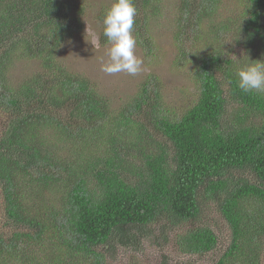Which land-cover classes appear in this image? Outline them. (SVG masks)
<instances>
[{
  "label": "trees",
  "instance_id": "obj_1",
  "mask_svg": "<svg viewBox=\"0 0 264 264\" xmlns=\"http://www.w3.org/2000/svg\"><path fill=\"white\" fill-rule=\"evenodd\" d=\"M221 1L179 0V23L197 33ZM158 2L133 0L139 43H153ZM242 2L235 21L210 29L232 31L251 63L264 62V0ZM78 15L72 0H0V264H108L158 223L165 246V228L190 223L175 234L177 250L207 254L219 235L195 224L211 204L230 229L215 264H263L264 92L244 93L241 68L207 50L196 61L197 97L184 111L165 109L157 76L114 110L58 58L81 29ZM20 57L39 68L14 79L10 69Z\"/></svg>",
  "mask_w": 264,
  "mask_h": 264
},
{
  "label": "rangeland",
  "instance_id": "obj_2",
  "mask_svg": "<svg viewBox=\"0 0 264 264\" xmlns=\"http://www.w3.org/2000/svg\"><path fill=\"white\" fill-rule=\"evenodd\" d=\"M72 1L79 12L81 29L64 41L59 49L58 58L69 71L90 80L97 91L108 99L114 110L127 105L146 80L148 81L151 76H157L161 102L164 103L165 109L178 113L184 111L197 97L196 61L198 62L207 50L208 53L219 51L224 56L232 58L241 69L251 63L241 37H235L232 31L220 34L210 29L213 23L217 25L224 19L235 21L244 9L242 0H222L216 18L208 21L206 16L197 33H193L184 22L179 23V0H160L159 14L157 13L150 23L149 35L153 38V43L149 45L142 41L139 43L134 36L137 41L134 54L142 60L141 70L136 75L123 72L109 75L101 71V66L109 62L108 51L111 45L109 42L102 44L101 40L103 19L113 0ZM183 46L186 55L180 54ZM35 61L20 57L11 66L10 77L21 79L36 71L39 62ZM143 126L147 128V134H154L153 125L149 126L147 121H143ZM154 138L160 139L159 135H155ZM98 144L104 145L102 142ZM93 150L102 152L103 148L93 147ZM1 206L2 195L0 224L4 221ZM202 224L209 225L219 235V244L212 252L203 255H184L177 250L175 234L190 228V223L179 226L178 230L170 227L171 231L165 228L168 238L165 246L158 236L163 224L158 223L154 224L155 231H151L148 237L140 239V244L130 245L126 249L120 247L115 258H109L108 264H176L177 261L185 260H191L196 264H215L229 243L230 229L213 204L203 209L195 226ZM101 251L104 252V249Z\"/></svg>",
  "mask_w": 264,
  "mask_h": 264
},
{
  "label": "clouds",
  "instance_id": "obj_3",
  "mask_svg": "<svg viewBox=\"0 0 264 264\" xmlns=\"http://www.w3.org/2000/svg\"><path fill=\"white\" fill-rule=\"evenodd\" d=\"M136 8L133 0H113L103 19V36L111 47L109 62L102 64L101 71L114 75H136L141 70L142 60L135 54L136 38L133 36ZM238 87L244 93L264 92V62L250 63L237 73Z\"/></svg>",
  "mask_w": 264,
  "mask_h": 264
}]
</instances>
